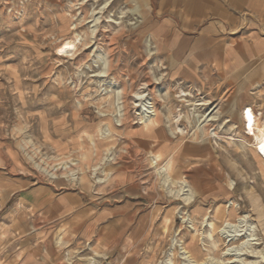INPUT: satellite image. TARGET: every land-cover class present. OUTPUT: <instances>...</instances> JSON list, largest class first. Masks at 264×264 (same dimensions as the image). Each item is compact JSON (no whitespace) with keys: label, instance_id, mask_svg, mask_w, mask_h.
Segmentation results:
<instances>
[{"label":"rangeland","instance_id":"obj_1","mask_svg":"<svg viewBox=\"0 0 264 264\" xmlns=\"http://www.w3.org/2000/svg\"><path fill=\"white\" fill-rule=\"evenodd\" d=\"M156 3L0 0V50L5 45L4 56L18 67V75L7 78V65H0V169L18 179L26 176L35 184L58 179L77 186L82 176L95 188H102L110 178L105 182H98L99 179L134 159L145 200L140 228L111 246L104 242V246L84 243L83 247H90L95 254L125 256V264H187L179 254L181 242L203 264H215L217 258L221 264H264L260 253H264V165L253 148L242 141H248V137L238 118L236 94L186 92L182 98L177 97L180 88L171 80L166 49L153 42L151 13ZM76 32L82 34V39L74 55H58L56 45ZM139 87L146 97L152 98L157 121L164 120L171 133L173 114L180 110L183 116L178 124L185 133L205 142L206 160L190 158L180 168H173L171 174L172 190L179 188L182 179L195 181L197 195L194 198L193 193L190 204L159 184L148 150L161 156L158 167L169 155L151 147L146 150L148 153L135 152L126 136L151 128H146L137 114L139 105L134 101V92ZM207 108H214L215 118L200 127L198 118L205 116ZM254 111L264 115L263 107ZM100 122L106 128L101 125L96 147L99 155L85 160L81 153L89 154L91 147L86 133H96ZM210 129H214L216 137L208 135ZM67 138L74 146L58 152L51 147ZM144 154L147 162L142 160ZM94 163L99 168L91 170ZM231 180L234 184L230 188ZM229 201L237 206L231 205L230 214H226ZM195 205L200 213L194 212ZM243 213L248 215V224L255 227L254 244L237 251L239 254H225L227 247L240 245L245 237L228 241L219 229L226 221L236 223ZM206 216L212 222L211 230L203 222ZM182 217L192 219L197 229L195 236ZM103 248L110 249L103 254ZM86 260L101 264L93 256Z\"/></svg>","mask_w":264,"mask_h":264},{"label":"crops","instance_id":"obj_2","mask_svg":"<svg viewBox=\"0 0 264 264\" xmlns=\"http://www.w3.org/2000/svg\"><path fill=\"white\" fill-rule=\"evenodd\" d=\"M156 1L153 42L166 49L178 88L185 93L234 92L241 123L243 105L264 108V0ZM5 49L0 50V65H7V78L16 77L18 67L7 61ZM126 136L135 152L151 147L174 155V169L190 158L207 159L204 141L189 133L174 136L164 120L140 135ZM71 146L67 138L51 147L58 152ZM143 159L147 162L145 154ZM137 164L132 159L115 169L102 188L87 178L77 186L58 179L35 184L0 169V264H91L86 260L90 256L101 264H125V256L104 254L110 248L101 255L83 244L111 246L140 228L145 200ZM184 181L195 194V181L182 179L179 188Z\"/></svg>","mask_w":264,"mask_h":264},{"label":"bare ground","instance_id":"obj_3","mask_svg":"<svg viewBox=\"0 0 264 264\" xmlns=\"http://www.w3.org/2000/svg\"><path fill=\"white\" fill-rule=\"evenodd\" d=\"M100 18L97 19L98 23L100 21ZM97 20H95V21L97 22ZM95 30H97V29H95ZM95 30H93V31H95ZM93 34L96 35V33H93ZM93 34H91V35H93ZM81 39H82V34L79 33V32H76L74 34V36H72L69 39H63L62 41H60L56 45V47H55L56 53L58 55H60V56H72V55H74V53L76 52L75 49L77 47V44H78L79 41L81 43ZM142 86L144 87L145 85H142ZM141 88L142 87H139L137 89V91L134 92V94H135V100L134 101L137 103V105H139V111H138L137 114L140 115L141 123H143V125H145V127L148 128V127L158 123L157 118H156V114L157 113H156L155 106H154L153 102L151 101L152 98L146 97V93H144L143 89H141ZM176 94H177V97H181V98L186 95L185 92L182 89H178L176 91ZM204 103L203 102H199V104H204ZM107 106H105V107H107ZM214 108H212L210 110H208L209 108H207L206 111H205L206 114L203 113V114H205V116L203 117V115H202V117H201L202 119L201 120H200V118H198V121H199L198 125L200 127L204 126L207 123V121H210L213 118H215V114L212 113ZM251 111H252V109H251ZM216 112H218L217 109H216L215 113ZM255 112L256 111H254V113ZM82 113H84V112H82ZM251 113H252V115H251ZM182 116L183 115H182V112L180 110H176V112L173 114L172 121H173L174 128L172 130V133H174V134H184L185 133L184 128L181 127V125L178 124V121L182 118ZM193 116H196V114H194ZM254 116H253V112H250L248 110L247 113H246V116L243 117V112H242V117H243L242 118V132H243L244 135H246L248 137V141H246L243 138H242V141L244 143H246V145H248L249 147L253 148V151L259 156V158L262 161V164L264 165V115L261 112H256L254 114ZM112 120H113V118H112ZM101 125H102V123L100 122L98 124V126H97V132L96 133H86V137L91 142V147H90V153L89 154L88 153H81L83 159H85V160L90 159V158H94V156L97 157L99 155V152L97 151L96 147H97L98 139L101 137V135H100L101 128H102ZM104 128H106V127H104ZM138 130H139V128H138ZM216 134L217 133L214 132V129H210L208 131V135L211 136V137H216ZM107 136H108V139H109V136H111V135L108 133ZM79 148H81V146ZM148 152H149L150 164L155 167L156 175H157V177L159 178V180L162 183V184L161 183H159V184L162 185V186H166V189H169V192H171L174 196H179L186 202L191 201L192 197H193L192 190L190 188H186L187 186H186V182L185 181L182 182V184H181L179 189L172 190V188H169L170 184L172 183L171 174L173 172V167H174V155H169V157L167 156L168 158L165 160V162L158 167V161L161 159V156L159 154L153 153L152 150H148ZM148 152H146V153H148ZM111 154H112V152H111ZM83 159H81V160H83ZM80 168H82V167H80ZM98 168H99V165L94 163L91 170H96ZM50 175L53 176V177H56L53 172H51ZM110 176L111 175L106 174V175L103 176V178L99 179L98 182H103V181L105 182V181H107L110 178ZM79 179L83 181L82 176ZM78 182H79V180H78ZM229 184H230V188H231V187H233L232 185L234 183L231 180L229 182ZM231 205L233 207L237 206V204L233 203L232 201L227 202V204L225 205L226 208H225V211H224L226 214H230V208H231L230 206ZM247 218H248V215L246 213L245 214L243 213L242 216H239L237 218V222L236 223L231 222V221H226V222L223 223V225H221L222 227L219 229V232H220L221 236L225 237L228 241L234 240L238 236H241V235H243L245 237V240L242 241L240 245L227 247L225 249V252H224L225 254H230L232 256L235 255V254H239V253H237V251H241V250H243V248L247 249V248H249L251 246V244H254L253 241L256 239L255 236H254L255 235V233H254L255 227H254V225H252L250 223L248 224ZM183 221L188 223V227L191 228V230H193V232H194L193 236H195L197 229L194 226V223H193L192 219L190 217H185V218H183ZM203 222L206 225L209 226V230L213 229L212 222H210L208 220L207 216L204 217ZM241 226H245V227L244 228H240ZM199 239H200V242L203 245V248L205 249L206 253L207 252L209 253V249L204 246V243L202 242V239L201 238H199ZM172 241L174 243H177L176 239H174V238L172 239ZM179 245H180L179 254L183 256V258H184V260H185V262L187 264H203V262H199L193 256V253H191V251H189L187 248L181 246V242H179ZM213 245L214 246L216 245L215 241H213ZM242 246H244V247H242ZM260 253H261V256L264 258V253L263 252H260ZM210 259H212V258H210ZM169 262H171V260ZM165 264H169V263L165 262ZM215 264H221V260L219 258H217L215 260Z\"/></svg>","mask_w":264,"mask_h":264},{"label":"built area","instance_id":"obj_4","mask_svg":"<svg viewBox=\"0 0 264 264\" xmlns=\"http://www.w3.org/2000/svg\"><path fill=\"white\" fill-rule=\"evenodd\" d=\"M251 109H252V106H250L249 104H245V105H243V107H242V112H243V117H245L246 116V113H247V111L249 110L250 112H253V116H254V114L256 113H254V110L252 109V111H251ZM251 115H252V113H251ZM255 117V116H254Z\"/></svg>","mask_w":264,"mask_h":264}]
</instances>
